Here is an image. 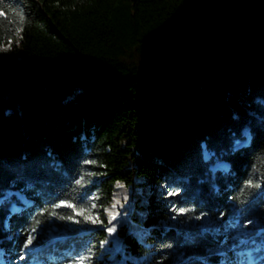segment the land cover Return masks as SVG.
Returning <instances> with one entry per match:
<instances>
[{"label": "trees", "instance_id": "obj_1", "mask_svg": "<svg viewBox=\"0 0 264 264\" xmlns=\"http://www.w3.org/2000/svg\"><path fill=\"white\" fill-rule=\"evenodd\" d=\"M0 11V264H264V0Z\"/></svg>", "mask_w": 264, "mask_h": 264}, {"label": "snow or ice", "instance_id": "obj_2", "mask_svg": "<svg viewBox=\"0 0 264 264\" xmlns=\"http://www.w3.org/2000/svg\"><path fill=\"white\" fill-rule=\"evenodd\" d=\"M2 15H5V13L2 12V11H0V16H2ZM18 31H19V30H18ZM247 135H248V133H247V131H245V136H247ZM242 146H243V145L241 144V142H240L239 140H237V141H236V147L239 148V147H242ZM209 155H210V153H208V152L206 151V152H205V158L207 159V158L209 157ZM218 167L223 168L224 170H227V165H218ZM77 183L79 184V183H81V181L78 180ZM246 186H248V187H253L254 185H252L251 183H249V184L246 185ZM255 186H256V187H259V185H255ZM168 195H169V196H172V195H178V193H177V192H168ZM117 203H118V202H117ZM54 207H55V208L67 207V208H72V209H74V210L76 209V206H75V205H73V204H71V203H65V202H63V201H61V202L58 203V204H55ZM93 207H94V206H93ZM112 207H113V209H115L116 204H113ZM178 211H179L180 214H183L185 210H184V209H179ZM84 212H85V209H83V208H80L79 210H75V211H74V214H73V215H69V216L67 217V219H69V220H73L75 223H80L81 221L75 219V216H83V218H84L85 221H88V222H90V223H92V224L101 223V221L99 220V217H93L91 214L85 216V215H84ZM52 214H53V215H56L55 212H53ZM110 215H111V220H115V219H116V215H117L116 213H110ZM60 218H61V219H64L63 216H61ZM196 219H198V220H199V219H203V217H202V216H197ZM109 222H111V221H109ZM38 223H39V221H37V224H38ZM205 223H206V225H207V224L210 223V222L206 221ZM248 223H252V221L249 220ZM235 226H236L237 228H240L241 230H243V228L246 227V225H240V224H236ZM107 231L109 232V234H112V233H114V232L116 231V229H115V227H111V228H108ZM35 232H36V228L33 227V228L31 229V232L27 235L25 241L23 242V244H22V248H21V255H20V257H19L20 259H24L23 250H24V249H29V248L31 247V245L33 244V241H34V239H35V236H34L32 233H35ZM238 238H239V237H233L234 240H236V239H238ZM209 251H212V250L209 249ZM90 258H91L90 256H81L78 260L74 261L73 264H86V262H87L88 260H90Z\"/></svg>", "mask_w": 264, "mask_h": 264}, {"label": "rangeland", "instance_id": "obj_3", "mask_svg": "<svg viewBox=\"0 0 264 264\" xmlns=\"http://www.w3.org/2000/svg\"><path fill=\"white\" fill-rule=\"evenodd\" d=\"M14 41H9L6 44H0V51H4V50H8L12 45H13ZM163 188V186L161 187V189ZM167 192V191H166ZM203 219H194V221L192 223H187V222H183V221H178L176 219V217H172L170 220H164L162 221L163 224H169L172 226H181V227H189V226H200V227H213L215 229L219 228L220 222L218 219L214 220L210 217H206V216H202ZM206 221L210 222L206 225ZM224 232H228L232 237H231V241H234L233 237H239L236 240H240L241 239V230L239 228H230V227H226ZM54 235L56 237H62L63 236V232L57 231L56 233H54ZM114 243L116 242V240L113 241ZM32 246H34L33 244L31 245V247L29 249H24L23 250V255L24 253H28L32 250ZM218 252H221L222 250H217ZM223 252V251H222ZM21 255V250L16 251V256L13 257V259H11V263H21L23 259H20ZM25 256V255H24ZM78 260V259H77ZM76 261V260H75ZM69 264H73V263H69ZM87 264V263H86Z\"/></svg>", "mask_w": 264, "mask_h": 264}]
</instances>
